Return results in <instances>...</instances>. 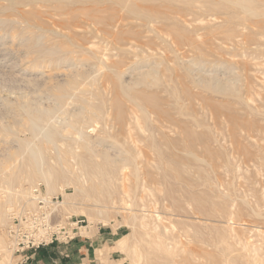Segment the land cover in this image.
Masks as SVG:
<instances>
[{
	"label": "rangeland",
	"instance_id": "rangeland-1",
	"mask_svg": "<svg viewBox=\"0 0 264 264\" xmlns=\"http://www.w3.org/2000/svg\"><path fill=\"white\" fill-rule=\"evenodd\" d=\"M37 194L114 264H264V0H0V264Z\"/></svg>",
	"mask_w": 264,
	"mask_h": 264
},
{
	"label": "crops",
	"instance_id": "crops-1",
	"mask_svg": "<svg viewBox=\"0 0 264 264\" xmlns=\"http://www.w3.org/2000/svg\"><path fill=\"white\" fill-rule=\"evenodd\" d=\"M77 238L67 244L56 242L42 246L36 250H28L23 254H16L20 259L13 264H114L113 261L104 259L100 253L101 246L108 240L105 232H95L92 236ZM105 261V262H104Z\"/></svg>",
	"mask_w": 264,
	"mask_h": 264
},
{
	"label": "built area",
	"instance_id": "built-area-1",
	"mask_svg": "<svg viewBox=\"0 0 264 264\" xmlns=\"http://www.w3.org/2000/svg\"><path fill=\"white\" fill-rule=\"evenodd\" d=\"M50 202L51 199L47 197L38 198L39 206L37 209L14 214L13 223L9 228V235L10 247L15 251V255L23 254L28 250H36L55 241L64 240L75 230V227H73L71 230L66 231L65 226L59 225L57 228H53L49 214L46 211Z\"/></svg>",
	"mask_w": 264,
	"mask_h": 264
},
{
	"label": "bare ground",
	"instance_id": "bare-ground-1",
	"mask_svg": "<svg viewBox=\"0 0 264 264\" xmlns=\"http://www.w3.org/2000/svg\"><path fill=\"white\" fill-rule=\"evenodd\" d=\"M109 22H110V21H109ZM112 22H114V21H112ZM110 24H112V23H110ZM218 81H219V80H218ZM217 83H218V82H217ZM217 83H216V84H217ZM216 86H218V85H216ZM220 86H221V84H220ZM220 86H219V87H220ZM223 88H224V87H223ZM219 89H220V88H219ZM222 90H223V89H222ZM41 118H42V117H41ZM37 119H38V118H37ZM33 124H34V123H33ZM34 125H39V124H36V122H35ZM34 125H33V126H34ZM36 127H37V126H36ZM34 128H35V127H34ZM43 128H44V127H43ZM48 137H49V136H48ZM39 154H40V153H39ZM34 155H35V154H34ZM34 155H33V156H34ZM41 160H42V159H41ZM45 197H46V196H39V195L36 196V195H35V197H33V198H35V200H36V199H38V198H45ZM256 215H257V214H256ZM261 216H262V215H261ZM174 262H175V261H174ZM203 262H204V261H203ZM248 262H249V261H248ZM248 262H247V263H248Z\"/></svg>",
	"mask_w": 264,
	"mask_h": 264
}]
</instances>
